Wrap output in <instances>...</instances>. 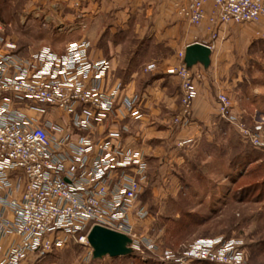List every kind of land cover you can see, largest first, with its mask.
Returning <instances> with one entry per match:
<instances>
[{"label": "built area", "instance_id": "2783aa9c", "mask_svg": "<svg viewBox=\"0 0 264 264\" xmlns=\"http://www.w3.org/2000/svg\"><path fill=\"white\" fill-rule=\"evenodd\" d=\"M176 6L190 25L207 21L212 40L222 25L258 22L263 30L256 35L264 39V0H180ZM87 46L86 40L72 41L61 53L44 47L25 57L0 36V264H35L70 241L89 246L93 225L126 234L133 251L153 247L140 238L134 221L147 214L138 199L148 159L123 141L124 127L95 136L98 126L119 118L120 107L123 117L138 120L137 97L122 95L120 83L104 86L109 62L90 59ZM183 56L179 52V62L168 70L179 80L171 124L180 129L192 123L199 76ZM152 69L149 65L145 71ZM26 108L41 116L65 114L67 129L48 119L36 123ZM217 113L253 147L264 148L262 126L241 121L223 92L217 94ZM236 244L207 239L177 254L165 252L163 259L170 264H249Z\"/></svg>", "mask_w": 264, "mask_h": 264}, {"label": "crops", "instance_id": "0c3cea01", "mask_svg": "<svg viewBox=\"0 0 264 264\" xmlns=\"http://www.w3.org/2000/svg\"><path fill=\"white\" fill-rule=\"evenodd\" d=\"M49 1L54 3L46 0L44 5ZM179 3L180 0H63L59 4L66 11L59 18V32L53 33L64 40H86L90 59L109 62L104 86L120 83L122 95L137 97L141 112L138 120L123 117L120 107L119 118L98 126L95 136H103L108 128L124 127L123 141L145 154L149 163L145 175L156 184L166 179L171 183L181 181L175 169L186 163L191 153L202 152L209 163L222 159L225 147L238 148L239 135L218 116V93L230 98L233 113L242 121L264 122V65L258 60L264 57V39L256 35L263 30V23L225 24L212 40L207 21L199 26L188 24L178 14ZM205 8L209 13L210 1ZM193 42L209 47L210 62L207 67L200 63L190 67L199 75L195 79L192 123L180 129L171 124L179 103V80L168 70L179 62L178 53H184ZM149 65L153 69L144 72ZM24 112L38 124L48 119L67 129L68 118L61 112L44 116L33 109L26 108ZM179 142L183 146H178ZM239 159L238 153L232 166L220 174L232 185L242 171L256 162L248 161L239 171ZM206 170L209 175L211 170ZM6 244L7 239L2 241V249Z\"/></svg>", "mask_w": 264, "mask_h": 264}, {"label": "rangeland", "instance_id": "374dc122", "mask_svg": "<svg viewBox=\"0 0 264 264\" xmlns=\"http://www.w3.org/2000/svg\"><path fill=\"white\" fill-rule=\"evenodd\" d=\"M45 1L0 0V36L14 43L21 56H30L44 47L61 53L73 41L53 35L59 32V18L66 11L59 4L63 0H53L52 5L50 1L44 5ZM258 60L264 65V57ZM244 123L264 129V122ZM239 139L238 148L225 147L220 160L206 163L204 154L198 151L188 155L186 163L175 169L181 181L171 183L166 179L156 184L145 175L138 203L147 214L135 226L140 238L153 244L150 249L141 247L125 256L92 259L90 246L70 241L35 264H170L163 259L165 252L177 254L190 245L218 238L237 242L249 264H264V151L254 148L241 135ZM238 153L239 171L248 161L257 163L242 171V175L250 172L249 176L241 175L232 185L220 174L232 166ZM246 183L250 187L242 199H237L239 188Z\"/></svg>", "mask_w": 264, "mask_h": 264}, {"label": "water", "instance_id": "95a60500", "mask_svg": "<svg viewBox=\"0 0 264 264\" xmlns=\"http://www.w3.org/2000/svg\"><path fill=\"white\" fill-rule=\"evenodd\" d=\"M209 55L210 49L207 45L193 42L185 47L183 61L187 67L196 63L207 67L210 62ZM87 242L91 248L92 259H101L104 256L114 258L133 252L129 236L100 225L91 227L87 234Z\"/></svg>", "mask_w": 264, "mask_h": 264}, {"label": "trees", "instance_id": "16d2710c", "mask_svg": "<svg viewBox=\"0 0 264 264\" xmlns=\"http://www.w3.org/2000/svg\"><path fill=\"white\" fill-rule=\"evenodd\" d=\"M247 124H248V121H245ZM250 123V122H249ZM251 126H253V125H251ZM255 148V147H254ZM256 168H258V166H256ZM256 168H254V169H256ZM251 169H253V168H251ZM248 171V170H247ZM252 171V170H251ZM249 173L250 172H245V174H243V177L245 176V177H247V176H249ZM242 177V176H241ZM240 177V178H241ZM239 181V179L237 180V182ZM237 182H235V183H237ZM247 187H250V184H248V183H246V184H244L243 185V187H241V188H239V194L236 196V198L237 199H242V197L245 195V189L247 188ZM200 264H213V263H208V262H202V263H200Z\"/></svg>", "mask_w": 264, "mask_h": 264}]
</instances>
